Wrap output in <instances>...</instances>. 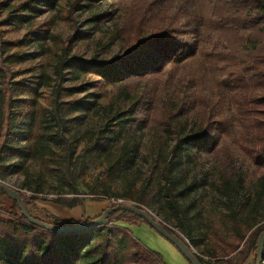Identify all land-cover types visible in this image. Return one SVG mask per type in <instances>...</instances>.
<instances>
[{"label": "trees", "instance_id": "1", "mask_svg": "<svg viewBox=\"0 0 264 264\" xmlns=\"http://www.w3.org/2000/svg\"><path fill=\"white\" fill-rule=\"evenodd\" d=\"M37 1L26 0L16 5L0 1V13L6 12L1 21L10 15L17 17L18 12L33 10V3ZM84 1L70 0L69 5L76 8ZM165 1L173 5V0H143L144 5L139 6L136 16H124L115 30L125 45L120 56L114 55L108 61L83 59L69 54L68 46H65L57 55L54 72L59 76L62 67H71L94 73L100 85L117 86L116 96H129L124 109L126 123L109 122L107 132L115 134L138 122L149 128L157 141L164 132L173 133L172 158L160 163L159 173L163 178L165 206L178 218L185 235L190 236L191 227L184 222L173 197L168 170L172 162L185 159L207 158L216 162L219 175L213 179V184L226 199L224 210L215 221L206 220V243L199 248L201 254L194 252V255L202 264H241L251 253L254 262L255 240L264 229V221L257 219L256 198L251 202L246 198L244 201L235 200L234 193L245 186L252 173L247 166L241 168L239 163L252 165L257 173L254 191L264 193V0H201L197 9L195 0H180L177 8L182 12L181 23L174 21L173 15H158L156 17H161L156 21L160 23L153 22L141 35L150 20L148 16L155 17ZM177 32L181 33L180 37L174 35ZM73 37L75 35H70L67 42ZM21 43L19 39H0V174L13 166V158L27 153L37 159L41 168L67 183L60 167L70 158L69 148L53 152L51 164L40 145L35 143L44 135L42 107L36 99L35 82L11 79L12 71L7 68V63L22 55L21 49L8 51ZM192 56L199 59L198 71L207 70L211 75L214 93L209 95L190 89L181 94L178 102H167L161 95L170 91L171 80L170 76L163 78V67L167 63L185 64V58ZM188 81L193 85L192 79ZM62 90L59 85L53 90L52 102L57 110L76 103L75 100H59ZM220 104L232 109L229 116L217 114ZM189 111L196 113L195 128L189 134L176 133L174 120ZM19 123L26 139V144L20 146L15 132ZM107 141L108 137L99 145L103 144V147ZM94 143L92 140L90 145ZM233 146L238 149L240 157ZM109 173L107 168L101 177L99 193L108 192ZM17 191L29 214L44 220L28 209L40 188L31 189L29 195ZM0 195L8 197L1 189ZM128 196L139 207L154 198L153 190L137 189ZM74 199L53 198L67 206L74 205ZM10 200L8 212L12 216H0V260L5 264H166L158 252L142 244L128 229L113 223L114 220L130 218L136 223L147 224L132 212L114 215L116 211H112L108 214L110 220L107 224L58 232L29 223L16 202ZM48 222L68 225L82 221L56 217ZM162 225L178 235L166 224ZM261 264H264V247Z\"/></svg>", "mask_w": 264, "mask_h": 264}, {"label": "rangeland", "instance_id": "2", "mask_svg": "<svg viewBox=\"0 0 264 264\" xmlns=\"http://www.w3.org/2000/svg\"><path fill=\"white\" fill-rule=\"evenodd\" d=\"M0 1L16 5L26 0ZM179 1L173 0V5L165 1L163 9L157 10L155 17L148 16L150 20L147 27L141 30V35L149 30L148 26L153 22L160 23L156 20L161 16L173 15L176 19L174 21L181 23L182 12L177 8ZM69 3L70 0H39L33 3V10L18 12L17 17L10 15L3 22L1 19L6 12L0 13V39L22 41L21 46H14L8 51L22 50L18 59L7 63V68L12 71L11 79L33 80L36 99L42 107L44 135L36 139L35 143L40 145L51 164L53 160L50 156L53 152H61L63 147L69 148L70 158L60 167L68 181H60L55 174L41 168L37 159L27 153L13 158V166L0 174V180L25 195L39 187L40 192L30 201L28 209L46 221L56 217L84 221L97 216L105 207L123 202L117 198L129 204L137 203L128 196L137 189L146 192L153 190L152 201L140 204L141 207L161 223L170 226L189 243L193 252L201 254L199 248L206 243V220L215 221L223 212L226 200L213 184V179L219 175L216 162L207 158L185 159L178 163L172 162L168 170L173 197L181 209L184 222L191 227L190 236L185 235L178 218L171 215L165 206L163 178L159 173L160 163L172 158L173 133L164 132L157 141L151 130L138 122L115 134L107 132L109 122L117 121L121 125L126 123L124 109L129 96H116L117 86L100 85L94 73L71 67H62L59 76L54 72L57 55L65 46H68L69 54L83 59L108 61L114 55L120 56L125 45L116 34V27L122 23L126 14L136 16L139 6L144 5L143 0H85L76 8L70 7ZM195 3L197 9L201 0H195ZM148 14L149 11L146 16ZM158 15L161 16L156 17ZM70 35L75 37L67 42ZM174 35L180 37L181 33ZM184 62L167 63L163 67V78L170 76L171 80L170 91L161 95L167 102H178L181 94L190 89L209 95L214 93L211 75L207 70L198 71L199 59L186 57ZM188 79H192L193 85ZM57 85L63 87L59 100H75L76 103L57 110L52 102L53 90ZM231 111L220 104L217 114L229 116ZM195 123V111L186 112L183 117L174 120L175 131L178 134H189L195 128ZM18 125L15 132L20 146L26 144V139L21 124ZM106 137L108 141L102 147L103 144H99ZM92 140L95 143L90 145ZM233 150L239 153L234 146ZM236 161L241 162L239 158ZM239 165L241 168L247 166L252 173L247 177L245 186L234 193L235 200L240 198L244 201L246 198L247 202H251L256 198L254 210L257 219L264 221V193L256 194L254 191L257 173L250 164ZM107 168L110 169L108 192L102 194L99 193L102 187L100 181ZM57 196L65 200L75 198V203L67 206L63 201H54L53 198ZM10 204L9 197L0 195V216H12L8 212ZM134 220L118 219L113 223L128 229L142 244L158 252L166 264H189L168 240L142 222L154 234L151 240H146L141 229L135 227L139 223ZM252 262L249 253L241 264ZM0 264L5 263L0 260Z\"/></svg>", "mask_w": 264, "mask_h": 264}, {"label": "water", "instance_id": "3", "mask_svg": "<svg viewBox=\"0 0 264 264\" xmlns=\"http://www.w3.org/2000/svg\"><path fill=\"white\" fill-rule=\"evenodd\" d=\"M0 189L6 193V195L16 202L17 208L20 210L22 216L31 224L43 229L53 230L58 232L78 231L89 229L94 226L107 224L110 220L108 214L112 211H116L114 215H118L121 212L129 211L133 214L143 218L145 222L159 235L168 240L176 250L185 258L189 264H202V262L194 255L191 247L185 243L178 235L173 234L166 230L160 221H158L151 213L147 212L142 207L129 203H119L113 206L105 207L100 214L95 217L89 218L82 222L59 225L51 222L41 220L29 214L25 203L20 197L19 192L0 180ZM264 247V229L261 230L255 240V256L253 264H260L262 260V252Z\"/></svg>", "mask_w": 264, "mask_h": 264}, {"label": "crops", "instance_id": "4", "mask_svg": "<svg viewBox=\"0 0 264 264\" xmlns=\"http://www.w3.org/2000/svg\"><path fill=\"white\" fill-rule=\"evenodd\" d=\"M141 223L142 222L139 223V226L137 225L135 227L141 229V234L146 240H148V239L151 240L152 237H154L153 232H151L148 228H146V226H143Z\"/></svg>", "mask_w": 264, "mask_h": 264}, {"label": "built area", "instance_id": "5", "mask_svg": "<svg viewBox=\"0 0 264 264\" xmlns=\"http://www.w3.org/2000/svg\"><path fill=\"white\" fill-rule=\"evenodd\" d=\"M117 200H118V201H123V202H121V203H125V202H124L125 200H123L122 198H117ZM164 224H165V223H164ZM167 226H168V225H167ZM169 227H170V226H169ZM170 228H171V227H170Z\"/></svg>", "mask_w": 264, "mask_h": 264}]
</instances>
